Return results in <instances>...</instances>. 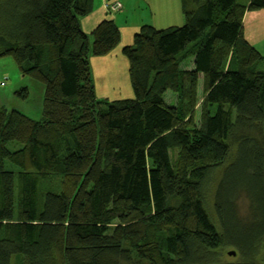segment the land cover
I'll list each match as a JSON object with an SVG mask.
<instances>
[{
    "label": "trees",
    "instance_id": "obj_1",
    "mask_svg": "<svg viewBox=\"0 0 264 264\" xmlns=\"http://www.w3.org/2000/svg\"><path fill=\"white\" fill-rule=\"evenodd\" d=\"M181 1L184 24L122 47L133 96L109 100L89 56L118 45L112 17L86 33L93 0H0V58L44 87L37 118L0 105V264H264L263 56L242 24L264 0Z\"/></svg>",
    "mask_w": 264,
    "mask_h": 264
},
{
    "label": "rangeland",
    "instance_id": "obj_2",
    "mask_svg": "<svg viewBox=\"0 0 264 264\" xmlns=\"http://www.w3.org/2000/svg\"><path fill=\"white\" fill-rule=\"evenodd\" d=\"M140 0H129L132 6L137 5L136 3ZM246 1V0H243ZM94 3H97V0H93ZM147 3H151L153 5V20L155 22L156 29H166L172 26H180L184 24V14L182 10V1L181 0H146ZM155 4L157 7H155ZM157 8V9H156ZM169 9L168 11H163V9ZM172 8V9H171ZM147 15V14H146ZM243 32L245 37L250 41V43L254 46L256 50L263 56V59L260 63L264 68V8L246 10L243 14ZM127 45V44H125ZM94 56V55H93ZM89 56V63L90 58ZM191 59H186L181 63V66L184 68L192 67ZM91 66V65H90ZM0 69L2 70V75L5 78V84L0 87V98L3 103L0 105H4L9 112L8 123L13 126L21 114H27L31 117H39L41 113V102L43 98L44 87L41 83L32 79L31 77L24 76L21 74L18 65L15 60L10 55H5L0 58ZM91 73L93 76V71L91 67ZM198 81L196 84V103L193 108V117L195 120H199L200 114L203 110L206 112L211 111L212 106L204 103V80L203 75L199 73L197 75ZM94 85L96 83H102L100 78L97 80L93 79ZM26 86L28 88V98L21 99L14 94V91L18 88ZM131 91H133L131 89ZM96 96L99 98H106L108 92L105 94H101L95 90ZM114 96H108L107 99H121V98H129L133 96V93L127 94L125 91ZM9 94V95H8ZM164 98L168 103L176 104L178 102L177 95L170 90H166L164 93ZM117 97V98H115ZM187 111V110H186ZM183 110V114H184ZM186 113V112H185ZM241 206H244V202L240 203ZM200 238L207 241L210 245H215L217 243V238L215 236L207 237L205 235L199 234ZM232 259V256L229 257Z\"/></svg>",
    "mask_w": 264,
    "mask_h": 264
},
{
    "label": "crops",
    "instance_id": "obj_3",
    "mask_svg": "<svg viewBox=\"0 0 264 264\" xmlns=\"http://www.w3.org/2000/svg\"><path fill=\"white\" fill-rule=\"evenodd\" d=\"M113 2L121 4L119 10L113 11L107 8V4ZM136 4L132 6L129 0H97V3L93 2L92 10L80 18L81 28L86 33H90L104 17H112L120 31V41L115 48L105 55L90 58L93 79L100 78L102 81V83H96L95 90L97 89L101 94L108 92L106 98L112 96L110 94H115L114 96L118 97L116 91H118L117 93L125 91L128 95L133 93L129 77V63L121 52L122 47L133 42L134 34L142 25H156L153 20V5L147 3L146 0H140ZM155 7H157L156 4ZM168 10V8L163 9V11ZM2 78V70L0 69V81ZM3 102L0 100V103Z\"/></svg>",
    "mask_w": 264,
    "mask_h": 264
},
{
    "label": "built area",
    "instance_id": "obj_4",
    "mask_svg": "<svg viewBox=\"0 0 264 264\" xmlns=\"http://www.w3.org/2000/svg\"><path fill=\"white\" fill-rule=\"evenodd\" d=\"M120 7H121V4H120L119 2H113V3H111V4H107V8H108L109 10H113V11H117V10H119ZM5 78H6V77H3V78L1 79V81H0V85H1V86H3V85L5 84Z\"/></svg>",
    "mask_w": 264,
    "mask_h": 264
},
{
    "label": "water",
    "instance_id": "obj_5",
    "mask_svg": "<svg viewBox=\"0 0 264 264\" xmlns=\"http://www.w3.org/2000/svg\"><path fill=\"white\" fill-rule=\"evenodd\" d=\"M229 254H234V251H230Z\"/></svg>",
    "mask_w": 264,
    "mask_h": 264
}]
</instances>
